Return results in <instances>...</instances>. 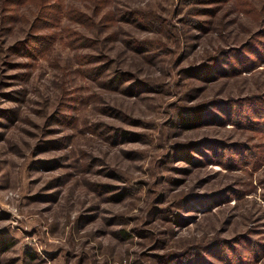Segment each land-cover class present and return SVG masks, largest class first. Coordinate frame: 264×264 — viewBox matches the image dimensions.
I'll return each mask as SVG.
<instances>
[{
    "label": "rangeland",
    "instance_id": "obj_1",
    "mask_svg": "<svg viewBox=\"0 0 264 264\" xmlns=\"http://www.w3.org/2000/svg\"><path fill=\"white\" fill-rule=\"evenodd\" d=\"M0 264H264V0H0Z\"/></svg>",
    "mask_w": 264,
    "mask_h": 264
},
{
    "label": "trees",
    "instance_id": "obj_2",
    "mask_svg": "<svg viewBox=\"0 0 264 264\" xmlns=\"http://www.w3.org/2000/svg\"><path fill=\"white\" fill-rule=\"evenodd\" d=\"M4 243V242H3ZM8 242H5L3 245H4V247H7L8 246V244H7ZM8 248V247H7Z\"/></svg>",
    "mask_w": 264,
    "mask_h": 264
}]
</instances>
